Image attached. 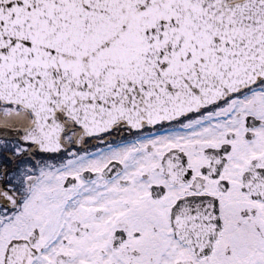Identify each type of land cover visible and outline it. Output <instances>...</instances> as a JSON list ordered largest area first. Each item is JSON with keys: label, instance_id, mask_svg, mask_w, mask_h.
<instances>
[{"label": "snow or ice", "instance_id": "snow-or-ice-1", "mask_svg": "<svg viewBox=\"0 0 264 264\" xmlns=\"http://www.w3.org/2000/svg\"><path fill=\"white\" fill-rule=\"evenodd\" d=\"M0 264H264V0H0Z\"/></svg>", "mask_w": 264, "mask_h": 264}]
</instances>
